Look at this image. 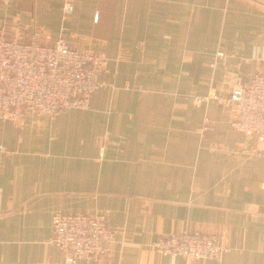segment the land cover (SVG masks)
<instances>
[{
    "label": "crops",
    "instance_id": "obj_1",
    "mask_svg": "<svg viewBox=\"0 0 264 264\" xmlns=\"http://www.w3.org/2000/svg\"><path fill=\"white\" fill-rule=\"evenodd\" d=\"M71 4L0 0V32L103 54L109 81L88 109L0 119V264H67L56 212L103 213L116 232L74 264H264V156L243 152L256 140L230 105L196 101L264 73V0ZM198 228L224 235L222 260L150 247Z\"/></svg>",
    "mask_w": 264,
    "mask_h": 264
},
{
    "label": "built area",
    "instance_id": "obj_2",
    "mask_svg": "<svg viewBox=\"0 0 264 264\" xmlns=\"http://www.w3.org/2000/svg\"><path fill=\"white\" fill-rule=\"evenodd\" d=\"M67 0L65 11L74 9ZM98 19V18H97ZM42 33L30 41L0 32V119L18 120L27 111L54 116L71 109H88L93 94L107 86L108 59L90 50L72 48L65 40L43 43ZM223 62L227 57L219 54ZM216 100L231 104L232 127L256 140L243 152L264 155V73L255 74L246 84H235L225 94L196 97L197 102ZM212 125L207 124L204 130ZM2 146H0V149ZM51 242L62 252L67 264L80 259L99 258L116 243V232L103 213L53 215ZM161 255L193 260H222L228 247L222 234L203 233L199 228L161 235L150 244Z\"/></svg>",
    "mask_w": 264,
    "mask_h": 264
},
{
    "label": "rangeland",
    "instance_id": "obj_3",
    "mask_svg": "<svg viewBox=\"0 0 264 264\" xmlns=\"http://www.w3.org/2000/svg\"><path fill=\"white\" fill-rule=\"evenodd\" d=\"M231 90V89H230ZM227 94H228V92H227ZM225 105H230L233 109H234V106H232L231 104H225ZM247 137V136H246ZM248 138H250V137H248ZM255 156H257V155H255ZM264 156V155H263Z\"/></svg>",
    "mask_w": 264,
    "mask_h": 264
}]
</instances>
